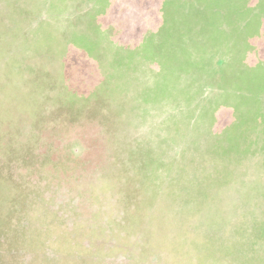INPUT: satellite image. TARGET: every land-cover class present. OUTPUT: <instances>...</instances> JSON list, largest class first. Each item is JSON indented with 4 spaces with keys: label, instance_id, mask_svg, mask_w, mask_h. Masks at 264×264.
<instances>
[{
    "label": "rangeland",
    "instance_id": "rangeland-1",
    "mask_svg": "<svg viewBox=\"0 0 264 264\" xmlns=\"http://www.w3.org/2000/svg\"><path fill=\"white\" fill-rule=\"evenodd\" d=\"M95 2L0 0V264H264V93L221 120L213 54L147 100L158 71Z\"/></svg>",
    "mask_w": 264,
    "mask_h": 264
},
{
    "label": "trees",
    "instance_id": "trees-1",
    "mask_svg": "<svg viewBox=\"0 0 264 264\" xmlns=\"http://www.w3.org/2000/svg\"><path fill=\"white\" fill-rule=\"evenodd\" d=\"M244 3L245 0H105V27L118 26L121 45L131 46L127 58L134 53L154 64L160 84L150 88L147 100L181 94L177 87L181 79H201L209 72L213 54L226 56L220 68L222 97L217 116L225 121L229 110L226 106L232 107L240 113L238 123L243 125L261 118L257 105L264 93V10L258 9L246 19L251 9H246ZM231 17L234 22H242L240 32L221 29L223 24L230 27L234 23ZM143 30H148L144 36ZM245 58L254 65L242 66ZM122 61L119 58L115 63Z\"/></svg>",
    "mask_w": 264,
    "mask_h": 264
}]
</instances>
